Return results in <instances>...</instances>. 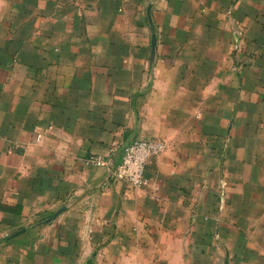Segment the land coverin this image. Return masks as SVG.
I'll list each match as a JSON object with an SVG mask.
<instances>
[{
	"label": "crops",
	"instance_id": "crops-1",
	"mask_svg": "<svg viewBox=\"0 0 264 264\" xmlns=\"http://www.w3.org/2000/svg\"><path fill=\"white\" fill-rule=\"evenodd\" d=\"M0 264H264V0H0Z\"/></svg>",
	"mask_w": 264,
	"mask_h": 264
},
{
	"label": "built area",
	"instance_id": "built-area-1",
	"mask_svg": "<svg viewBox=\"0 0 264 264\" xmlns=\"http://www.w3.org/2000/svg\"><path fill=\"white\" fill-rule=\"evenodd\" d=\"M165 150L166 143L161 140H137L123 148L118 163L109 155L108 158L91 157L87 164L93 167L110 166L114 180L122 181L134 189H142L149 183L146 171L150 160Z\"/></svg>",
	"mask_w": 264,
	"mask_h": 264
}]
</instances>
